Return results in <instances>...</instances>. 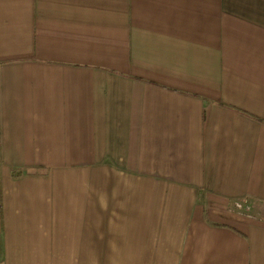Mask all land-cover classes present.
Masks as SVG:
<instances>
[{"label": "crops", "instance_id": "obj_1", "mask_svg": "<svg viewBox=\"0 0 264 264\" xmlns=\"http://www.w3.org/2000/svg\"><path fill=\"white\" fill-rule=\"evenodd\" d=\"M0 264H264V0H0Z\"/></svg>", "mask_w": 264, "mask_h": 264}, {"label": "built area", "instance_id": "obj_2", "mask_svg": "<svg viewBox=\"0 0 264 264\" xmlns=\"http://www.w3.org/2000/svg\"><path fill=\"white\" fill-rule=\"evenodd\" d=\"M243 204H246V202L244 201L242 204H237V206H236V207L239 209V208H241V207H242V205H243Z\"/></svg>", "mask_w": 264, "mask_h": 264}]
</instances>
